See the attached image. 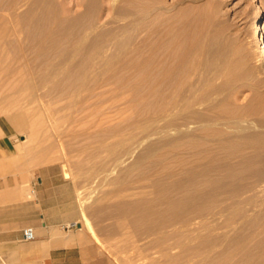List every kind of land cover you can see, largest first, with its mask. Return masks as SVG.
I'll list each match as a JSON object with an SVG mask.
<instances>
[{
  "label": "rangeland",
  "instance_id": "obj_1",
  "mask_svg": "<svg viewBox=\"0 0 264 264\" xmlns=\"http://www.w3.org/2000/svg\"><path fill=\"white\" fill-rule=\"evenodd\" d=\"M78 1L0 0L8 171L112 264H264V0H161L148 68L127 0Z\"/></svg>",
  "mask_w": 264,
  "mask_h": 264
},
{
  "label": "crops",
  "instance_id": "obj_2",
  "mask_svg": "<svg viewBox=\"0 0 264 264\" xmlns=\"http://www.w3.org/2000/svg\"><path fill=\"white\" fill-rule=\"evenodd\" d=\"M6 137L0 126V264H112L78 229L66 228L70 215L47 179L8 171ZM25 227L34 238H23Z\"/></svg>",
  "mask_w": 264,
  "mask_h": 264
},
{
  "label": "bare ground",
  "instance_id": "obj_3",
  "mask_svg": "<svg viewBox=\"0 0 264 264\" xmlns=\"http://www.w3.org/2000/svg\"><path fill=\"white\" fill-rule=\"evenodd\" d=\"M45 2H50V0H35V2H34L35 7L38 9V13L41 14V15H42V13L44 11H46V10H44V3ZM127 2H128V4L126 6L122 7V9H121L122 11L121 12L126 14L127 17H128V23L127 24H128V26L130 28V38H131V41H132L131 51H132V55H133L134 62H135L134 64L136 66H138V67L140 66V68L141 67H147L148 68V66H152L153 67V65L155 64L154 63L155 62L154 56L155 55L158 56L159 54L156 53V51L154 50V47H152L150 45V43L148 42V39H149V36H150L149 29L151 28L150 26L156 24L154 29L157 30V33L161 35L160 30H159L160 29V23L157 24L156 20L159 18L160 11L165 6L162 4L161 0H127ZM76 5L77 6L79 5V6H82V7H87L86 2L84 3V2H82L80 0L77 2ZM81 12L83 13V11H81ZM255 18H256V20H255L254 24L252 25V31L251 32H253V35L257 36V49H258V51H261V54L264 57V21H263L262 15H261L259 10L256 11ZM74 19L75 18L72 19L73 21L71 23H74ZM69 20H70V18H69ZM81 29H79V31L77 33H80V34L84 35L85 34L84 31L81 30ZM79 37H81V36H79ZM205 112H207V111H205ZM180 113H178V114L180 115ZM185 114H187V113H185ZM187 115H189V114H187ZM225 115H224V117H225ZM216 116H217V114H216ZM221 117H222V120H223V116H221ZM193 118H195V115L193 116ZM191 119H192V117H190V120ZM185 120H186V118H185ZM222 120H220V121H222ZM220 121H219V123H220ZM260 121H261V119L259 117L258 118L259 127H260V124H259ZM188 122H190V121H188ZM186 127H184V128H176V132L181 134V135L188 134V132H190L189 129L191 127L190 128H188V127L186 128ZM241 127H243V126H241ZM259 129H261V128H259ZM248 131H250V130H248ZM193 132H195V131L193 130ZM84 223L87 226V228L90 230L91 228H90V225L88 224V220L87 221L85 220ZM81 226H82V224H81ZM78 229H81V228H78Z\"/></svg>",
  "mask_w": 264,
  "mask_h": 264
},
{
  "label": "built area",
  "instance_id": "obj_4",
  "mask_svg": "<svg viewBox=\"0 0 264 264\" xmlns=\"http://www.w3.org/2000/svg\"><path fill=\"white\" fill-rule=\"evenodd\" d=\"M22 234L24 239H32L34 238V231L32 227H25L22 229Z\"/></svg>",
  "mask_w": 264,
  "mask_h": 264
}]
</instances>
